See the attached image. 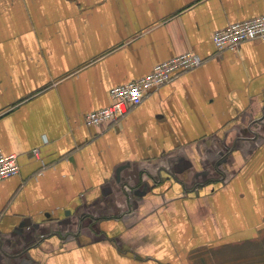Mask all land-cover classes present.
I'll use <instances>...</instances> for the list:
<instances>
[{
    "label": "crops",
    "instance_id": "crops-1",
    "mask_svg": "<svg viewBox=\"0 0 264 264\" xmlns=\"http://www.w3.org/2000/svg\"><path fill=\"white\" fill-rule=\"evenodd\" d=\"M264 0H0V264H264ZM204 64L104 130L110 91ZM34 151H38L35 155Z\"/></svg>",
    "mask_w": 264,
    "mask_h": 264
},
{
    "label": "built area",
    "instance_id": "built-area-1",
    "mask_svg": "<svg viewBox=\"0 0 264 264\" xmlns=\"http://www.w3.org/2000/svg\"><path fill=\"white\" fill-rule=\"evenodd\" d=\"M253 41L264 42V15L232 23L214 32L212 36L218 55L237 51L244 43ZM204 62L199 55L188 52L155 65L148 75L113 88L110 91L111 103L105 108L88 113L86 125L104 130L118 123L133 108L141 105L150 93L168 85L181 74L200 68ZM34 152L35 155L38 154V151ZM20 171L18 156L7 155L0 150V181L18 176Z\"/></svg>",
    "mask_w": 264,
    "mask_h": 264
}]
</instances>
